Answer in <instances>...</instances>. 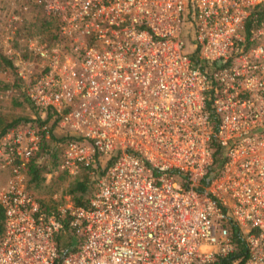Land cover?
Returning <instances> with one entry per match:
<instances>
[{"label": "built area", "instance_id": "1", "mask_svg": "<svg viewBox=\"0 0 264 264\" xmlns=\"http://www.w3.org/2000/svg\"><path fill=\"white\" fill-rule=\"evenodd\" d=\"M261 1L46 6L66 43L31 46L37 72L15 68L37 115L0 136V264H209L241 243L232 264H264V20L244 33ZM187 46L216 63L210 74ZM51 135L66 176L112 158L87 206L61 215L26 188ZM211 138L223 150L216 172ZM62 220L76 246L60 255Z\"/></svg>", "mask_w": 264, "mask_h": 264}, {"label": "rangeland", "instance_id": "2", "mask_svg": "<svg viewBox=\"0 0 264 264\" xmlns=\"http://www.w3.org/2000/svg\"><path fill=\"white\" fill-rule=\"evenodd\" d=\"M67 0H44L43 8L32 6V0H0V56L9 58L13 68L5 65L0 59V130L15 119H28L32 109L26 100L25 90L21 91L14 85L16 78L15 68L21 67L23 71L30 69L37 72L41 60L32 53L31 46L44 45L48 48L61 50L66 41L54 35L53 25L57 16L54 9ZM23 123L22 121H20ZM2 136V135H1ZM48 141V143H50ZM113 152L112 154H114ZM107 156H99L96 168L87 172L85 198H90L94 192L97 178L103 174L107 167ZM82 171L74 176H65L60 181L49 183V175L45 181L36 188L33 194L39 204L48 212L63 214L68 203H72L69 189L76 180L81 179ZM7 171L0 170V189L6 185ZM85 180V178H84ZM59 244L71 239L66 229H58Z\"/></svg>", "mask_w": 264, "mask_h": 264}, {"label": "trees", "instance_id": "3", "mask_svg": "<svg viewBox=\"0 0 264 264\" xmlns=\"http://www.w3.org/2000/svg\"><path fill=\"white\" fill-rule=\"evenodd\" d=\"M34 2V3H33ZM32 6L34 7H42L43 8V3H36L35 0H32ZM56 16V15H55ZM55 24L53 25V30H54V35L58 36V38H63L62 35L60 34V21L58 17H55ZM264 20V0H262L259 4L253 6L246 17L244 21V33H245V38L247 39L248 36L250 35V31L255 28L260 21ZM244 42V47L248 46V42ZM187 52L192 59V61L196 64L199 65V68L204 71L206 74H210L213 68H215L217 65L214 62H207L203 59H200L198 57L197 49L192 48L190 46H187ZM1 61L7 65L8 67L13 68V63L9 58H5L4 56H0ZM14 85L21 91L23 92L24 88V83L23 81L16 76L14 80ZM26 100L28 101L31 109H32V114L37 115V108L34 107V105L28 100L27 97H25ZM207 107H209V103H207ZM37 117V116H36ZM48 118V116H47ZM20 121H24L21 123ZM31 121V118L29 117L28 119H15L12 120L11 122L7 123L1 130H0V136L9 131L11 128H14L16 126L25 124L27 122ZM47 121V120H46ZM214 129V128H213ZM51 142L48 143V141L40 144L39 151L35 154V161L30 162L27 166L26 169V188L33 193V188L39 187L44 181L46 175H49V183L52 184L54 181H60L63 177L66 175L63 172L60 171H55V165L57 163L58 155H59V149L61 146V142L63 141L62 138H56L53 135L50 137ZM211 148H212V163L209 167V172H216L219 169V166L223 160V150L222 148L217 144V142L211 138L209 142ZM112 158L108 159L107 161V166L111 163ZM93 170V169H92ZM82 173V178L79 180H76L72 186V188L69 189V194H71V201L74 205H80V206H87L88 203V198H85L84 195L86 194V176L87 172H91L89 169H82L78 171ZM77 172V173H78ZM76 173V174H77ZM75 175V174H74ZM72 175V176H74ZM85 178V180H84ZM3 218H4V212H3V207L0 205V236L2 235L3 231ZM62 229H66V220H62ZM232 233L234 240L238 239V230L232 228ZM54 241L56 244V247L60 253V255H63L64 253L74 250L76 243L72 239H69L68 242L62 244V246L59 244V237L57 234H55ZM243 253V248H242V243L240 244V251L223 256V257H217L215 260L210 262L209 264H232V261L236 259L237 257L240 256V254ZM238 264V263H237Z\"/></svg>", "mask_w": 264, "mask_h": 264}, {"label": "crops", "instance_id": "4", "mask_svg": "<svg viewBox=\"0 0 264 264\" xmlns=\"http://www.w3.org/2000/svg\"><path fill=\"white\" fill-rule=\"evenodd\" d=\"M7 179V178H6Z\"/></svg>", "mask_w": 264, "mask_h": 264}]
</instances>
